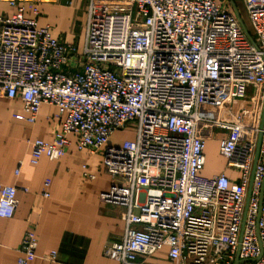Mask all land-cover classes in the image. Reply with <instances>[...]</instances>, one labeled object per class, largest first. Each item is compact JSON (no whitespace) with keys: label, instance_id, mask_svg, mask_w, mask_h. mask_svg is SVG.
Here are the masks:
<instances>
[{"label":"built area","instance_id":"built-area-1","mask_svg":"<svg viewBox=\"0 0 264 264\" xmlns=\"http://www.w3.org/2000/svg\"><path fill=\"white\" fill-rule=\"evenodd\" d=\"M7 1L0 95L21 100L30 123L41 104L60 121L51 141H28L31 162L58 159L75 134L107 173L128 175L100 195L123 206L125 223L103 254L147 264L166 245L172 264H264V0H119L112 10L90 0L80 49L39 26L35 6L26 14L28 0ZM128 127L132 138L108 144ZM209 139L235 176L202 174ZM16 192L0 183L1 218ZM36 246L27 231L18 263Z\"/></svg>","mask_w":264,"mask_h":264},{"label":"crops","instance_id":"crops-1","mask_svg":"<svg viewBox=\"0 0 264 264\" xmlns=\"http://www.w3.org/2000/svg\"><path fill=\"white\" fill-rule=\"evenodd\" d=\"M89 1L28 0L24 7L27 14L29 5L35 6L39 26L47 25L53 37L75 43L80 49ZM95 1L110 10L123 7L119 0ZM13 12L14 7L7 0H0V13L10 15ZM55 113L53 106L41 104L36 120L30 123L25 119L21 100L0 95V183L17 188L13 216L0 217V264H19L21 240L31 230L37 246L35 255L29 257L26 264H118L103 254V248L122 236L124 208L101 201L100 195L113 183L126 182L128 175L121 170L107 173L100 154L76 148L75 134H69L71 144L64 155L54 160L43 155L32 163L28 141L52 140L60 125ZM122 131H115L108 144L130 139L122 137ZM120 135L122 138H118ZM215 147L218 152L217 141ZM220 158L222 164L217 171H208L205 162L202 174L210 176L224 172L227 176H235L236 172L226 168L224 159ZM52 250L57 252L55 260L42 258ZM167 251L164 245L145 257L144 262L172 264Z\"/></svg>","mask_w":264,"mask_h":264},{"label":"rangeland","instance_id":"rangeland-1","mask_svg":"<svg viewBox=\"0 0 264 264\" xmlns=\"http://www.w3.org/2000/svg\"><path fill=\"white\" fill-rule=\"evenodd\" d=\"M232 9V6H231ZM252 92H249V94H251ZM249 102L251 101V99H249ZM132 128L128 127L127 129H125V131H122V137H128V138H132L133 137V132H132ZM120 136H118V138H120ZM121 137V138H122ZM207 146H206V150H205V155H206V166L209 167L208 171H217L219 166L222 164V159L220 158V156L218 155L217 149L215 147V140L214 139H209L207 141Z\"/></svg>","mask_w":264,"mask_h":264},{"label":"water","instance_id":"water-1","mask_svg":"<svg viewBox=\"0 0 264 264\" xmlns=\"http://www.w3.org/2000/svg\"><path fill=\"white\" fill-rule=\"evenodd\" d=\"M263 116H264V109H263ZM258 144H259V138H258V142H257V148H256V154H255V159H256V155H257V150H258Z\"/></svg>","mask_w":264,"mask_h":264},{"label":"trees","instance_id":"trees-1","mask_svg":"<svg viewBox=\"0 0 264 264\" xmlns=\"http://www.w3.org/2000/svg\"><path fill=\"white\" fill-rule=\"evenodd\" d=\"M206 162V161H205Z\"/></svg>","mask_w":264,"mask_h":264}]
</instances>
